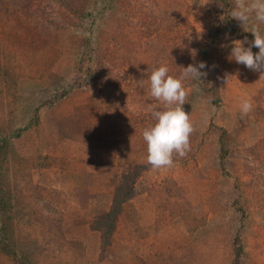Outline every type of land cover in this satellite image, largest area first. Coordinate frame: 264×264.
Segmentation results:
<instances>
[{
  "label": "rangeland",
  "instance_id": "1",
  "mask_svg": "<svg viewBox=\"0 0 264 264\" xmlns=\"http://www.w3.org/2000/svg\"><path fill=\"white\" fill-rule=\"evenodd\" d=\"M16 2L0 0V184L13 196L12 224L0 231V264H106L86 256L88 229L110 209L122 176L139 164L146 166L134 182L139 192L118 216L102 257L141 260L155 250L148 233L160 229L165 250L154 252L158 260L230 264L238 232L242 264H264V79L227 59L228 45L241 39L209 42L221 24L220 6ZM258 27L264 35V24ZM200 62L207 75L184 82L183 107L195 129L190 151L174 155L171 168L154 170L142 132L155 123L151 112L164 106L150 96L148 77L161 65L178 77ZM54 88L70 94L41 107L38 126L11 138ZM246 98L253 109L242 116Z\"/></svg>",
  "mask_w": 264,
  "mask_h": 264
},
{
  "label": "clouds",
  "instance_id": "2",
  "mask_svg": "<svg viewBox=\"0 0 264 264\" xmlns=\"http://www.w3.org/2000/svg\"><path fill=\"white\" fill-rule=\"evenodd\" d=\"M231 17L241 22L242 27L253 20L255 26L249 32L253 33L254 40L248 47L247 38L244 41L233 40L230 45L231 52L227 59L244 65L248 69L259 72L260 80L264 79V35L261 34L258 25L264 24V0H234ZM253 47L258 48L253 53ZM205 62L198 66L189 64L183 67L178 77L169 75V68L161 65L153 68L148 80L150 96L159 101L164 107L151 112L155 123L142 132L143 140L147 145V164L154 170L171 168L174 165V155L180 158L190 151V137L194 132V125L183 105L187 103L188 90L184 82L188 79L201 81L206 72L201 69L206 67ZM227 77V83L229 78ZM253 109L251 99H243L240 104L242 116H246Z\"/></svg>",
  "mask_w": 264,
  "mask_h": 264
},
{
  "label": "trees",
  "instance_id": "3",
  "mask_svg": "<svg viewBox=\"0 0 264 264\" xmlns=\"http://www.w3.org/2000/svg\"><path fill=\"white\" fill-rule=\"evenodd\" d=\"M32 1L33 0H21L19 6L20 8H22L23 6L25 7L27 2L26 7H30ZM211 1L216 6H220V8L222 9L223 16L220 22L221 24L216 29L209 32V40H210L209 42L214 43L215 41L220 40L223 37L227 36L230 38H239L243 41L245 40V38H247L249 45L251 41L254 40L253 33L249 32L253 26L251 24H248L245 25L243 28L241 22L231 17L230 14L234 7L233 2L231 0H211ZM10 2H12L15 7L18 5L16 0H10ZM25 35L30 36L29 34H25ZM24 39H26L25 36ZM252 50L254 54L259 51V49L255 47H253ZM199 88L201 89V87ZM69 94L70 92L67 90L58 91L56 88L52 89L50 96L33 108L31 117L25 123V125L22 128H16L13 130L11 134V138H19L24 131L38 126L39 111L41 107L43 106L51 107L52 105H55L59 100L67 98ZM222 134L224 135L225 132H222ZM223 135H220L219 137L221 141L220 158L222 160L227 153V150L223 145V139H224ZM8 140L9 138H7L6 141ZM145 169H146L145 165L139 164L135 166V168L129 171L127 174H124L122 176V184L118 185V187H116V189L114 190L110 209L104 214L100 216L98 215L97 216L98 218L96 217L97 218L96 221H94L92 225H90V229L92 231H97L99 233L101 259L104 258L102 257L103 254L107 252L109 246L111 245L112 242L111 238L113 232L115 231L116 224L118 222L117 220L118 216L121 214L124 206L129 202V200L139 192V189H137L134 186V182L138 180L137 178L141 175V173ZM12 197L13 196L10 194L8 188L6 186L5 188H3V186L0 184V222L1 221L3 222V224L0 225V231L4 230V227L8 229L9 226L12 224L13 218L10 215V209L13 208V203L12 206L9 205V203L12 202ZM243 218L244 216L242 211L240 220H242ZM58 229L60 231V237H64L62 234L63 233L62 228L59 227ZM232 252H233V258L230 264H242L241 259L243 255V247L241 245V238L238 232L232 240Z\"/></svg>",
  "mask_w": 264,
  "mask_h": 264
},
{
  "label": "crops",
  "instance_id": "4",
  "mask_svg": "<svg viewBox=\"0 0 264 264\" xmlns=\"http://www.w3.org/2000/svg\"><path fill=\"white\" fill-rule=\"evenodd\" d=\"M155 219V218H154ZM119 223V222H118ZM117 223V225H118ZM90 227V226H89ZM162 230H158V232L155 235H149L148 233V240L153 243V248L155 249L153 252H147L143 253V256L141 257V260L144 261V264H166V259L164 260H158L157 257L154 256V252L157 250L158 252H163L165 249L163 244V237L161 234ZM87 243H86V256L91 254L99 263H106V264H118L116 263L115 258L111 255H107L106 257L100 259V240H99V233L97 231H92L90 228L88 229V235L86 237ZM135 240L133 239L131 243H133ZM144 241H139L138 246L141 248L142 243ZM90 258V256L88 257ZM117 258V257H116ZM131 263L130 264H139L141 260L131 257ZM87 263V261H86Z\"/></svg>",
  "mask_w": 264,
  "mask_h": 264
}]
</instances>
